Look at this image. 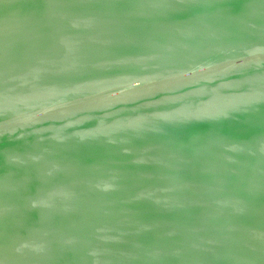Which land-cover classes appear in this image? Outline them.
<instances>
[{
    "label": "water",
    "instance_id": "1",
    "mask_svg": "<svg viewBox=\"0 0 264 264\" xmlns=\"http://www.w3.org/2000/svg\"><path fill=\"white\" fill-rule=\"evenodd\" d=\"M0 264H264V0H0Z\"/></svg>",
    "mask_w": 264,
    "mask_h": 264
}]
</instances>
